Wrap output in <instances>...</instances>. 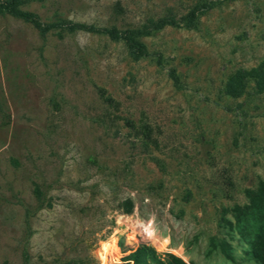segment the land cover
Here are the masks:
<instances>
[{"label":"rangeland","instance_id":"obj_1","mask_svg":"<svg viewBox=\"0 0 264 264\" xmlns=\"http://www.w3.org/2000/svg\"><path fill=\"white\" fill-rule=\"evenodd\" d=\"M263 240L264 0H0V264Z\"/></svg>","mask_w":264,"mask_h":264},{"label":"trees","instance_id":"obj_2","mask_svg":"<svg viewBox=\"0 0 264 264\" xmlns=\"http://www.w3.org/2000/svg\"><path fill=\"white\" fill-rule=\"evenodd\" d=\"M258 238H260L259 235H257ZM261 254H258L257 252L255 253V256L258 257V256H261L262 258V261L264 262V240L262 241V246H261Z\"/></svg>","mask_w":264,"mask_h":264}]
</instances>
